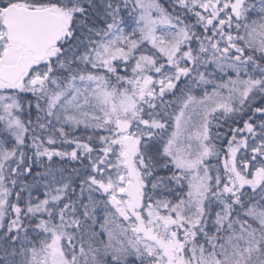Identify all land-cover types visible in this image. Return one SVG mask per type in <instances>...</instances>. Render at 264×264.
Masks as SVG:
<instances>
[{
    "label": "snow or ice",
    "instance_id": "obj_1",
    "mask_svg": "<svg viewBox=\"0 0 264 264\" xmlns=\"http://www.w3.org/2000/svg\"><path fill=\"white\" fill-rule=\"evenodd\" d=\"M0 264H264V0H0Z\"/></svg>",
    "mask_w": 264,
    "mask_h": 264
}]
</instances>
